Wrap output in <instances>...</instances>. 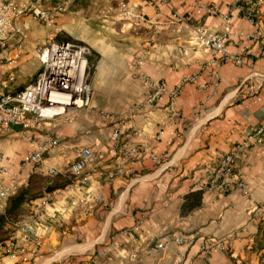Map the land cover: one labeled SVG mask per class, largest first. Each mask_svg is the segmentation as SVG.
<instances>
[{
	"label": "crops",
	"instance_id": "1",
	"mask_svg": "<svg viewBox=\"0 0 264 264\" xmlns=\"http://www.w3.org/2000/svg\"><path fill=\"white\" fill-rule=\"evenodd\" d=\"M16 1L64 10L52 25L16 21L22 35L0 51V95L33 81L40 49L59 34L96 59L87 75L89 108L45 120L29 139L17 129L0 134V185L15 179L16 189L43 194L4 228L0 264H264V216L253 215L264 205V135L236 163L248 195L208 186L219 159L264 125V95L238 88L251 72L264 75V0L253 4L255 22L238 5L252 0ZM226 27V54L242 58V65L217 66L196 33L202 28L217 36ZM153 83L165 91L148 103ZM54 137L59 144L40 164H23L29 151ZM129 147L139 153L126 158ZM81 149L94 158L71 185L58 188ZM196 191L201 205L182 214L184 198ZM22 224L35 234L25 236ZM162 237L166 248L150 252L149 244ZM10 243L30 261L8 254ZM210 243L221 244L202 249Z\"/></svg>",
	"mask_w": 264,
	"mask_h": 264
},
{
	"label": "built area",
	"instance_id": "2",
	"mask_svg": "<svg viewBox=\"0 0 264 264\" xmlns=\"http://www.w3.org/2000/svg\"><path fill=\"white\" fill-rule=\"evenodd\" d=\"M164 1V0H160ZM198 1V0H195ZM63 6L52 9H42L32 3H18L16 0H0V51L6 48L10 40L22 35L21 27L16 23L18 19H29L41 24H54L55 17L63 12ZM122 16L131 21L150 24L143 15L132 12H125ZM196 33L202 45L210 51L214 57L216 65L223 61L233 62L235 65H242V58L228 55L225 51V43L228 39L229 28H225L221 35H213L202 28H197ZM85 48L69 42H52L49 46L43 47L39 51L38 59L40 68L34 80L13 93H3L0 95V134L11 132L17 129L18 134L23 138L30 137V132L39 129L45 120H53L62 115L67 109H87L91 106L92 89L87 82V60L84 57ZM13 78L8 77L3 82L2 87H7V82ZM153 90L148 95L147 102L152 103L164 92L162 85L153 83ZM239 90L244 95L254 97L264 95V75L251 72L247 77L239 82ZM174 91L172 95H175ZM264 135V125L255 127L242 142L233 147L226 155L221 157L208 181V186L216 189L220 193L227 192L231 188H236L243 195H248L249 189L237 172L236 163L242 157L246 149L252 144H260ZM118 133L111 136L112 141H116ZM59 144L58 138L54 137L41 143L37 149L29 151L23 159V164L38 165L43 161L45 154L54 149ZM139 153L136 147H129L125 152V157H133ZM78 157L70 166V173L78 178L89 166L94 158L89 149L78 151ZM155 159V157H154ZM2 157H0V168H2ZM54 174L53 171H50ZM15 179L9 183L0 185V213L7 205L8 198L15 194ZM83 202V201H81ZM46 201L41 203L45 205ZM41 206L35 214L40 213ZM254 218L264 216V205L258 206L253 212ZM21 230L25 236L34 235V230L28 224H22ZM173 242L179 244L181 239L174 238ZM169 241L162 237L155 243L149 244V251L158 253L163 251ZM221 243H210L205 251L217 247ZM8 254L19 257L23 262H29L30 256L23 250L10 243L7 247Z\"/></svg>",
	"mask_w": 264,
	"mask_h": 264
},
{
	"label": "trees",
	"instance_id": "3",
	"mask_svg": "<svg viewBox=\"0 0 264 264\" xmlns=\"http://www.w3.org/2000/svg\"><path fill=\"white\" fill-rule=\"evenodd\" d=\"M258 1H263V0H252V2L248 4L238 2V5L241 7L240 15L249 17L254 22L257 21L253 4H255ZM56 41L58 43L69 42L83 46L81 43L77 41H73L70 37L62 34L56 36ZM83 47L86 50V54L84 55L85 59L87 60L86 72L87 75H90L94 69L96 55L93 52H91L87 47L85 46ZM75 179L76 177H74L71 174L69 179H67L63 184H59L58 188H64L65 186L71 185L75 181ZM42 195H43L42 193L32 192L29 186H26L17 189L15 194H13L8 198L7 205L4 211L0 213V243L4 240L1 235L6 225L18 223L22 205L25 203H29L37 198H40ZM201 202H202V191H196L188 194L184 198V202L181 206L182 214L186 215L192 212L201 205Z\"/></svg>",
	"mask_w": 264,
	"mask_h": 264
},
{
	"label": "rangeland",
	"instance_id": "4",
	"mask_svg": "<svg viewBox=\"0 0 264 264\" xmlns=\"http://www.w3.org/2000/svg\"><path fill=\"white\" fill-rule=\"evenodd\" d=\"M61 37V36H60ZM52 42H57L56 41V38H53V40H51V41H49L48 43H46L43 47H47V46H49ZM85 54H86V50H85ZM88 55V54H87ZM35 78V77H34ZM34 80V79H33ZM1 236H3V234L1 235Z\"/></svg>",
	"mask_w": 264,
	"mask_h": 264
},
{
	"label": "water",
	"instance_id": "5",
	"mask_svg": "<svg viewBox=\"0 0 264 264\" xmlns=\"http://www.w3.org/2000/svg\"><path fill=\"white\" fill-rule=\"evenodd\" d=\"M46 193H50V189L46 190Z\"/></svg>",
	"mask_w": 264,
	"mask_h": 264
}]
</instances>
